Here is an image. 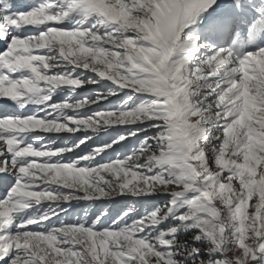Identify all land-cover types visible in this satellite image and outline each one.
<instances>
[{
	"label": "snow or ice",
	"instance_id": "1",
	"mask_svg": "<svg viewBox=\"0 0 264 264\" xmlns=\"http://www.w3.org/2000/svg\"><path fill=\"white\" fill-rule=\"evenodd\" d=\"M0 187V264H264V0H0Z\"/></svg>",
	"mask_w": 264,
	"mask_h": 264
},
{
	"label": "rangeland",
	"instance_id": "2",
	"mask_svg": "<svg viewBox=\"0 0 264 264\" xmlns=\"http://www.w3.org/2000/svg\"><path fill=\"white\" fill-rule=\"evenodd\" d=\"M114 198H117V197H114ZM106 206V208H104V209H101V210H103V211H111V209L112 210H115V209H119V207L121 206V205H119V206H117V207H115V208H112L111 206H108V205H105ZM231 255L232 254H229V256L231 257Z\"/></svg>",
	"mask_w": 264,
	"mask_h": 264
},
{
	"label": "trees",
	"instance_id": "3",
	"mask_svg": "<svg viewBox=\"0 0 264 264\" xmlns=\"http://www.w3.org/2000/svg\"><path fill=\"white\" fill-rule=\"evenodd\" d=\"M119 205H121V204H119ZM118 205V206H119ZM108 206H111L112 208H115V207H117L115 204H113V203H110ZM231 254V253H230Z\"/></svg>",
	"mask_w": 264,
	"mask_h": 264
}]
</instances>
